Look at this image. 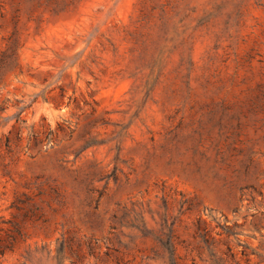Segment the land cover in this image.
Returning <instances> with one entry per match:
<instances>
[{"label":"rangeland","instance_id":"1","mask_svg":"<svg viewBox=\"0 0 264 264\" xmlns=\"http://www.w3.org/2000/svg\"><path fill=\"white\" fill-rule=\"evenodd\" d=\"M0 264H264V0H0Z\"/></svg>","mask_w":264,"mask_h":264},{"label":"trees","instance_id":"2","mask_svg":"<svg viewBox=\"0 0 264 264\" xmlns=\"http://www.w3.org/2000/svg\"><path fill=\"white\" fill-rule=\"evenodd\" d=\"M1 254V253H0Z\"/></svg>","mask_w":264,"mask_h":264}]
</instances>
